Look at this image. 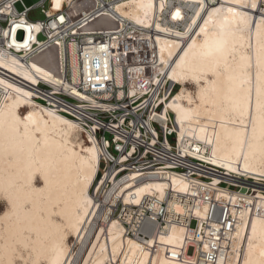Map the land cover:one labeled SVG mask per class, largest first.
I'll use <instances>...</instances> for the list:
<instances>
[{
  "label": "bare ground",
  "instance_id": "bare-ground-1",
  "mask_svg": "<svg viewBox=\"0 0 264 264\" xmlns=\"http://www.w3.org/2000/svg\"><path fill=\"white\" fill-rule=\"evenodd\" d=\"M75 1L51 0L56 10ZM46 4L37 9L44 13ZM114 7L137 29L155 32L153 77L164 74L179 87L161 113L163 118L168 111L175 114L179 149L194 148L196 157L226 176L264 178V0H120ZM12 9L7 4L3 12ZM188 10L193 13L181 28ZM91 26L117 28L108 16ZM12 63L0 59V68L37 82L18 70L16 59ZM32 67L47 82H60L55 67ZM118 77L120 86V69ZM0 88L9 93L0 103V264H73L76 258L79 264H112L101 232H87L97 204L92 188L101 161L98 142L70 118L33 107L30 91L2 77ZM169 179L171 185L148 181L136 193L163 199L169 186L189 191L186 180ZM109 234L121 264H185L151 257L138 242H125L116 221ZM183 237L176 228L161 242L179 247ZM237 239V246L242 243L239 264H264V219L240 228ZM71 240L81 244L76 255Z\"/></svg>",
  "mask_w": 264,
  "mask_h": 264
},
{
  "label": "built area",
  "instance_id": "built-area-1",
  "mask_svg": "<svg viewBox=\"0 0 264 264\" xmlns=\"http://www.w3.org/2000/svg\"><path fill=\"white\" fill-rule=\"evenodd\" d=\"M119 1L76 0L70 6L65 3L60 12L45 10L46 19L36 22L28 14L46 3L50 9L51 0L30 7L25 0L1 1L0 59L9 65L16 59L18 70L37 82L6 68H0V77L30 91L33 107L70 118L86 137L98 142L101 161L92 188L97 204L87 232H101L108 263L121 264L109 234L116 221L122 239L138 242L151 257L162 255L185 264H239L240 228L264 219V178L226 176L225 171L196 157L194 148L179 149L175 114L168 111L165 118L161 116L179 87L164 74L153 77L158 65L155 32L139 30L122 19L114 7ZM7 4L13 9L4 13ZM105 16L114 20L116 29L91 26ZM145 33L150 36L143 37ZM33 63L45 69L55 67L53 74L60 82L41 78ZM2 95L9 93L0 88V103ZM173 136L175 144L171 145ZM171 176L186 180L189 191L182 194L169 186L163 199L137 195L136 188L148 181L171 185ZM214 179L219 180L217 184ZM176 228L184 231L182 244H163L161 239ZM74 242L76 255L81 244ZM73 264H79L77 258Z\"/></svg>",
  "mask_w": 264,
  "mask_h": 264
},
{
  "label": "rangeland",
  "instance_id": "rangeland-1",
  "mask_svg": "<svg viewBox=\"0 0 264 264\" xmlns=\"http://www.w3.org/2000/svg\"><path fill=\"white\" fill-rule=\"evenodd\" d=\"M36 1H37V0H36ZM36 1H35V0H25V5H26L27 7H30V6H32L33 4H36L37 2H39L40 0H38L37 2H36ZM64 8H65V7H64V5H63V7L61 8V10H56L55 7H54V4H53L52 2H51V4H50V9H51V11H53V12H60V11H62ZM17 9H18V11H20V12H22V11L24 10V8H23V6H22L21 4H19V5L17 6ZM44 9H45V10L48 9V4H46V6H45ZM192 13H193L192 10H188V11H187V17H186V20H185V22H183V23L181 24V28H183V26H184L185 24H188L189 19H190V16H191ZM28 19H29L30 21H32V22L43 21V20L46 19V16H45V14L42 12L41 9H35V10L31 11V12L28 14ZM41 39H42V38H41ZM107 139L110 140L111 137H110L109 135H107ZM169 141H170L171 145H174V144H175V137H174V136H173V137H170V138H169ZM71 241H72V240H71Z\"/></svg>",
  "mask_w": 264,
  "mask_h": 264
},
{
  "label": "snow or ice",
  "instance_id": "snow-or-ice-1",
  "mask_svg": "<svg viewBox=\"0 0 264 264\" xmlns=\"http://www.w3.org/2000/svg\"><path fill=\"white\" fill-rule=\"evenodd\" d=\"M57 7H59V3H57V5H56ZM177 16H179V13H177ZM62 19V18H61Z\"/></svg>",
  "mask_w": 264,
  "mask_h": 264
}]
</instances>
